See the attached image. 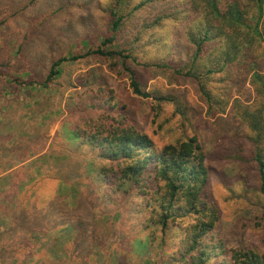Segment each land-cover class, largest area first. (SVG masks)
<instances>
[{"label":"rangeland","instance_id":"rangeland-1","mask_svg":"<svg viewBox=\"0 0 264 264\" xmlns=\"http://www.w3.org/2000/svg\"><path fill=\"white\" fill-rule=\"evenodd\" d=\"M203 20L190 0H0V230L19 237L0 246V264H183L178 251L196 216L171 217L164 231L152 182L146 195L129 183L115 192L103 175H120L125 164L90 142L118 129L147 135L159 151L196 139L208 177L198 208L211 204L217 213L204 242L217 247L207 264H232L235 251L264 253V197L249 143L256 135L232 109L238 100L263 118L251 81L258 65L264 73V40L254 57L239 60L251 72L227 84L199 78L213 96L229 89L228 114L211 117L197 81L185 75L194 52L185 32ZM132 79L150 97L136 95ZM166 95L183 100L185 116L174 101L156 100Z\"/></svg>","mask_w":264,"mask_h":264},{"label":"trees","instance_id":"trees-1","mask_svg":"<svg viewBox=\"0 0 264 264\" xmlns=\"http://www.w3.org/2000/svg\"><path fill=\"white\" fill-rule=\"evenodd\" d=\"M250 1L251 4L248 7L247 3H242V0H190L192 9L199 12L204 20L197 27L196 33H189L188 30L185 32V40L194 51L189 60L190 67L185 75L188 79L193 78L197 81L198 87L195 92L207 104V109L211 111V117H222V115L228 114L229 110L227 111L226 106L229 89H224L221 95L213 96L202 82V79L199 78L202 75H212L211 79H214L215 82L227 84L232 78L239 79L242 74L248 73V71L251 72L250 64L243 67L244 63L240 64L239 60L243 58L242 61L246 62L250 57H254L253 50L257 46L255 43L264 40L261 33L264 31V27L260 30L259 26L260 21L264 19V0ZM250 10L253 11L254 15H257L258 19H255L254 15L250 18ZM114 24V27H116V22ZM105 42L110 43L109 41ZM215 43H219L218 50L215 54H210V58L207 60L208 50ZM71 58L76 59L72 56ZM67 60V58H63L53 63L49 77L58 76L60 65ZM249 63L252 62L249 61ZM232 66H236V68H232ZM201 68L203 71H200ZM262 70V66L255 67L251 81L257 95L252 104L258 113L261 108H264V73H262ZM131 86L136 95L144 98L150 97L149 94L139 89L138 83L133 79L131 80ZM156 100L168 103L174 101L176 113L181 116L186 115L187 106L183 100L172 95L158 96ZM232 109L234 115L247 128L251 127L253 134L256 135V138L251 137L249 139V143L253 145V158L256 163L259 184L256 192L264 197V115L262 114V120L257 121L260 117L245 113L244 104L238 100H235L232 104ZM253 113L256 112L253 110ZM246 115H249L252 119H248ZM118 130L120 131L118 136H105L97 139L94 137V140L90 142L94 147L100 148L101 157L108 160H120L125 164L119 172L120 175L113 169L111 174H103L106 180L113 181L114 179L112 188L115 192L121 190L126 183H129L130 186L134 185L135 189L139 188V193L142 195H146L144 189L149 186V182H152L153 184L150 185L149 190L152 192L150 201L157 204V214L155 213L157 224L161 225L164 231L168 230L167 227L170 225L168 220L171 217L182 218L194 214L193 216H196L194 223L187 227L185 233L188 242L183 248V252L179 249L178 254H182L180 259H182L183 264H207L212 257V253H216L213 250H217V247L214 246L208 251L204 242L214 226L217 213L211 204L208 205L210 210L204 206L201 209L198 208V205L202 202L198 200V194L205 187L208 177L207 169L203 165V150L196 139L191 138L180 145H169L159 151L147 135H129L125 134L123 129ZM3 172H0V174ZM160 182H164V185L158 186ZM154 183L157 186L152 189ZM155 196L156 198H154ZM178 201H181L183 206L188 207L187 211L182 209L181 205L172 208L174 203ZM166 204L168 205L166 206ZM169 207H171V210ZM159 213L161 216L158 215ZM18 242V234L0 230L1 249L5 243L12 245ZM32 253L30 251L29 254ZM10 255L8 253V256ZM214 256H217V254H214ZM9 259L15 261V258L9 257ZM242 259L244 260L242 261ZM230 260L232 264H264V253L262 255L256 253L247 255L242 251H235L231 252ZM19 264L33 263H29L25 259Z\"/></svg>","mask_w":264,"mask_h":264}]
</instances>
